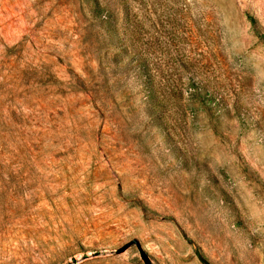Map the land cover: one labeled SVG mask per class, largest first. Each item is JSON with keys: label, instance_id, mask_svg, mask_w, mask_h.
<instances>
[{"label": "rangeland", "instance_id": "374dc122", "mask_svg": "<svg viewBox=\"0 0 264 264\" xmlns=\"http://www.w3.org/2000/svg\"><path fill=\"white\" fill-rule=\"evenodd\" d=\"M134 240L264 264V0H0V264Z\"/></svg>", "mask_w": 264, "mask_h": 264}, {"label": "water", "instance_id": "95a60500", "mask_svg": "<svg viewBox=\"0 0 264 264\" xmlns=\"http://www.w3.org/2000/svg\"><path fill=\"white\" fill-rule=\"evenodd\" d=\"M132 245H136L138 250H139V254H140V258L143 261L144 264H153L150 256L148 255V253L142 248V245L140 244V242L138 240H134L128 244H126L124 247L120 248L119 250L116 251V254H121L123 252H125L128 248H130ZM98 255V254H95Z\"/></svg>", "mask_w": 264, "mask_h": 264}, {"label": "trees", "instance_id": "16d2710c", "mask_svg": "<svg viewBox=\"0 0 264 264\" xmlns=\"http://www.w3.org/2000/svg\"><path fill=\"white\" fill-rule=\"evenodd\" d=\"M200 260L204 263V264H209L199 253H198Z\"/></svg>", "mask_w": 264, "mask_h": 264}]
</instances>
